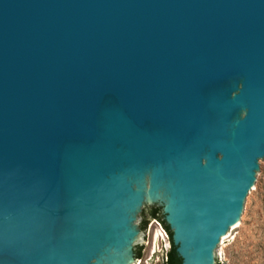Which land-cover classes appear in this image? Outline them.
Here are the masks:
<instances>
[{
	"label": "water",
	"instance_id": "water-1",
	"mask_svg": "<svg viewBox=\"0 0 264 264\" xmlns=\"http://www.w3.org/2000/svg\"><path fill=\"white\" fill-rule=\"evenodd\" d=\"M263 163L264 0H0V264H217Z\"/></svg>",
	"mask_w": 264,
	"mask_h": 264
},
{
	"label": "rangeland",
	"instance_id": "rangeland-1",
	"mask_svg": "<svg viewBox=\"0 0 264 264\" xmlns=\"http://www.w3.org/2000/svg\"><path fill=\"white\" fill-rule=\"evenodd\" d=\"M260 168L262 177L248 198L243 226L216 254L218 264H264V163ZM140 231L145 241L137 246L139 264H163L170 248L167 233L155 220Z\"/></svg>",
	"mask_w": 264,
	"mask_h": 264
},
{
	"label": "trees",
	"instance_id": "trees-1",
	"mask_svg": "<svg viewBox=\"0 0 264 264\" xmlns=\"http://www.w3.org/2000/svg\"><path fill=\"white\" fill-rule=\"evenodd\" d=\"M151 220L157 221L162 226L164 231L167 233L168 238H169L170 248L164 255L163 264H181V259L178 257V255L176 253V250H175V247L172 244L171 232L169 230V227L165 223L164 216L162 214H153V215H145V216H143L142 224H141V230L145 231L147 226H148V223ZM140 251H141L140 248H138L139 257H140Z\"/></svg>",
	"mask_w": 264,
	"mask_h": 264
},
{
	"label": "bare ground",
	"instance_id": "bare-ground-1",
	"mask_svg": "<svg viewBox=\"0 0 264 264\" xmlns=\"http://www.w3.org/2000/svg\"><path fill=\"white\" fill-rule=\"evenodd\" d=\"M156 236H157V237H161V236H162V234H157Z\"/></svg>",
	"mask_w": 264,
	"mask_h": 264
}]
</instances>
